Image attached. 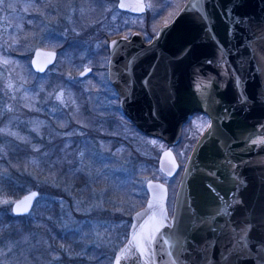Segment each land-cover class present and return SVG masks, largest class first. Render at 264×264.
<instances>
[{
  "label": "water",
  "instance_id": "95a60500",
  "mask_svg": "<svg viewBox=\"0 0 264 264\" xmlns=\"http://www.w3.org/2000/svg\"><path fill=\"white\" fill-rule=\"evenodd\" d=\"M117 8L141 14L145 3L117 0ZM107 46L119 109L139 132L166 143L157 160L165 176L179 168L172 147L189 115L208 118L171 212L167 185L147 179L145 203L131 214L112 264H264V0H185L149 41L133 31ZM56 57L35 47L30 66L43 73ZM38 195H21L12 213H29Z\"/></svg>",
  "mask_w": 264,
  "mask_h": 264
},
{
  "label": "rangeland",
  "instance_id": "374dc122",
  "mask_svg": "<svg viewBox=\"0 0 264 264\" xmlns=\"http://www.w3.org/2000/svg\"><path fill=\"white\" fill-rule=\"evenodd\" d=\"M83 1L85 0H57L55 2L58 6L52 4L51 7L48 6L46 11L43 9L39 13L42 18V24H46L42 30L46 33L50 28L52 31L55 30L61 23H69L74 19L84 21L86 18L89 20L93 18L92 10L94 7L82 4L84 3ZM26 2L28 7L39 8L38 4L35 1L33 2V0H26ZM175 2L176 0H144L145 12L136 14L119 10L117 8V0H106L103 3L105 7L101 12L104 15L103 19L107 18V13L109 12L111 22L112 20L116 22L113 23L115 26H121L122 29L128 27L129 30L134 27V31L139 32L137 27H144L148 30L149 16H151L150 20L152 22L159 21L160 19L156 15L157 10L166 9L170 5L176 4ZM59 5L62 7H59ZM28 7L26 6L24 10L30 12L29 9L31 8ZM59 8L64 10L63 13L58 14V16L54 15V11L59 10ZM118 10L122 13H118ZM47 12L49 13L48 15L52 16H47ZM168 15L169 12H164L161 20H166ZM15 17L18 18V16ZM0 22L5 23L0 25V138H2L4 133H8L11 136L9 139L14 142L24 140L28 134L24 133L22 128L29 131L32 128L35 129L36 125L40 123H43L46 130L44 133L46 139L42 145L34 146L37 150L38 147H41L39 148L40 155L38 153L34 156L30 154L27 155L28 157L27 160L25 159L24 164L18 162L21 165H17L19 167L17 171H19L21 176L19 180L13 177L12 170L4 171L0 163V174L8 175L14 181L13 188L11 187L10 190H5L0 186V209H6L11 212L12 203L21 195L31 189H42L39 201L35 202L31 211L24 215L23 221L30 228L26 230L19 227L22 228V233H19L17 238L7 237V235L2 237L4 244L0 245V260L6 264H111L114 252L118 249L123 238H125L123 230L128 214L127 208L124 207L125 201L121 197L124 193L123 185L120 187L122 178L117 177L118 180H113L111 175L114 172L123 173L126 168L132 170L133 167L144 171L145 166H143L142 160L136 155L124 157L122 153L111 154L108 152L110 157L107 162L104 161L99 164L94 162L93 159L85 160L84 156L86 155H82L81 150L79 151L80 153L77 151L80 164L75 167L80 168L81 172L83 170L85 177L82 183L80 181H78L80 183H77V179L73 177L71 179V176L66 179V176L58 175V173L61 174V168L57 164L60 161L59 158L62 157L63 151L68 150L67 147L71 143L72 136L80 137L83 131L86 129L89 131V128L92 131L97 129V127L99 129L105 128L106 122L111 115L116 119L120 118L115 110L117 108L120 112L116 92L111 90L109 84H107L108 56L105 59L102 58L103 55L99 57L101 62L99 64L101 66L100 72H102L93 74L96 75L95 77L99 81L98 89H95L93 94L81 96L80 92L75 93L74 89H66L67 87L62 86L46 93L42 98L43 100H41L38 96L35 97V91L28 89L29 84L26 80L27 65L25 62L27 55L30 54V58L32 51L38 46L55 50L57 52V61L60 56L65 57L66 54L71 57V53L64 51L62 56V53H59L56 49L45 46V36L41 37L40 34L42 33L38 34L34 31L37 29L32 28L34 31L33 36L29 37V41H27L26 46L21 51V56L12 57L8 53L5 54L4 52L8 48L5 47L7 38L4 35L7 37L9 35L8 26L6 25V23H9L7 19H1ZM63 26L65 27L66 25ZM11 28L13 29V26ZM132 32L129 31L124 36H129ZM156 32L149 37L143 36L144 40L149 41ZM141 34L143 35V33ZM97 39V41L92 42L94 48L101 45L104 38ZM86 67H90L92 70L87 60H83L81 68L77 72L72 73L71 77L75 79L79 76L78 73ZM90 73L82 76L81 83L83 88H81L84 92L89 91L94 85V79L86 77ZM68 74L70 73L66 72L65 77ZM34 78L39 80L38 77L34 76ZM42 79L44 80V77ZM81 99L87 101L90 114L86 113L83 119L78 120L77 110L79 103L82 104L83 100ZM33 103L34 105H32ZM29 109L37 112V116L33 118L36 120L30 121ZM62 110L69 111L70 118L66 114L63 122L52 123L57 119L55 117L56 114L59 111L62 112ZM206 124L205 117L200 114H193L183 126H185L190 136H195L203 130ZM116 126L113 125L112 127L116 128ZM59 136H63V141L57 145L54 142ZM151 138L153 139H150V142L153 145L155 137ZM155 139L158 140V138ZM159 141L155 142L159 146V151H156L157 154L152 149H150L151 152H148L149 150L144 152L143 147H141V151L144 154L152 155L156 163L160 151L167 147L162 140L159 139ZM178 145L179 143L173 146L172 149L174 152H176V148L179 151V155H176V157L180 166H182L180 160L183 156L184 147H178ZM101 157L100 159H102ZM48 158L50 160L47 162ZM43 162L48 163V165L43 166ZM35 166L40 169L39 172L30 171V168ZM180 171L181 169L173 177H167L160 173L153 177L141 176L138 191L146 192L145 182L149 178L159 179L170 188V183L174 184V181L180 175ZM46 186L47 188H58V192L49 193L46 191ZM168 197V204L171 206L173 195L170 189ZM47 198L52 199L54 203L51 204L49 211L40 215L38 211L45 205ZM40 216L47 221H51L53 225L44 229L45 236L38 230L43 228L39 226L42 224L41 222H45ZM44 224L46 225V222ZM70 235H72V240L69 239L70 237L65 238ZM53 237L55 238L52 239ZM63 239H68L70 242ZM89 249L95 250V254L91 257H97L96 263L91 262L92 259L87 254ZM96 249L99 250L98 254Z\"/></svg>",
  "mask_w": 264,
  "mask_h": 264
},
{
  "label": "trees",
  "instance_id": "16d2710c",
  "mask_svg": "<svg viewBox=\"0 0 264 264\" xmlns=\"http://www.w3.org/2000/svg\"><path fill=\"white\" fill-rule=\"evenodd\" d=\"M36 4H38L39 8H32V6L28 7V4L26 0H5L3 5H0V20L1 19H7L8 23L6 25L8 26V32L9 35L6 37V45L5 47L8 48L5 50V54H10L12 57L21 56V51L24 49V47L27 44V41H29V37L31 38L33 36V32H37L38 34L42 36H45L46 42L44 43L45 46L56 49L59 53L62 52H69L71 53V57L69 55L63 56V53L61 54L63 57L60 56L58 61L51 65L45 72L43 73H37L32 70L29 64V55H27L25 62L27 67V77L26 80L28 82V89L31 91H35V97L38 96L41 100L45 96L46 93L52 92L55 89L65 86L66 89H74L75 93L80 92L81 96L84 95H91L95 91V89H98V80L95 77L96 75H93L94 73L98 74L101 73V66L99 65L100 58L102 55V58L105 59L108 56V48H107V42L109 39L115 36L119 35H126L129 31H134V27L129 30L128 27L126 29H122L121 26L117 27L113 23H116L110 19V13H107V18L103 19V14L101 10L105 7L103 5L106 0H85L83 1L86 5H90L91 7H94L92 10V15L94 16L90 20L86 18L83 20H77L74 19L72 22L64 23L60 26H57L55 30L48 29V32H44L42 28L46 25L45 23L42 24V18L40 17V12L44 9V11L47 10L48 6H58V4L55 2L57 0H33ZM104 1V2H103ZM185 0H176V4L170 5L166 9H158L157 10V17L160 19L159 21L156 20V22H152L150 20L151 16L148 18V30H146L144 27H137L139 32L143 33L144 37L151 36L154 32L157 31V29L164 23L169 22L172 17L177 13L179 8L183 5ZM31 4V3H30ZM29 4V5H30ZM49 4V5H48ZM34 5V4H33ZM31 8L29 9L30 12H27L24 10L25 7ZM173 6V7H172ZM59 7H62L59 5ZM172 7V8H171ZM170 8V9H169ZM59 8V10L54 11V15L63 13V9ZM50 11V8H49ZM164 12H169L168 18L166 20H161L162 14ZM94 13V14H93ZM118 13H122L118 10ZM47 16H52L48 15ZM15 16H18L16 18ZM31 19V21H30ZM15 23V24H14ZM3 25L5 23L0 22V25ZM63 25H66L65 27ZM13 26V29L11 28ZM32 28L37 30H32ZM29 35V36H28ZM103 37V42L101 45H99L97 48L93 47L94 41H97V38ZM92 43V44H91ZM59 56V55H58ZM63 60V61H61ZM83 60H87L88 65L92 67L91 73L89 76L86 77H92L94 79V85L90 88L89 91H83V84L81 83L82 77L78 76L72 81L70 79L65 77L66 72L75 73L77 72L83 63ZM102 61V60H101ZM60 62V64H59ZM35 77H38L39 80H36ZM44 77V80L42 79ZM108 84V83H107ZM110 86V85H109ZM82 87V88H81ZM111 90L112 87L110 86ZM86 89V88H85ZM34 98V97H33ZM32 98V99H33ZM40 100V101H41ZM82 104L79 102V108L77 110V119H83L85 117L86 113H89L88 111V103L85 101V99H81ZM32 101V100H30ZM78 101V100H77ZM1 103V101H0ZM35 103V101H34ZM34 103L32 105H34ZM117 111V115L120 118H114L113 115L108 118L106 122V127L99 129H94L92 131L91 128H89V131L87 129L83 131V134L80 137H73L71 138V143L67 147V151H63L62 157L59 158L60 161L57 162L58 165H60L61 168V174L58 173V175H64L69 179L71 176L74 179H77V183H82L83 178L85 175L83 174V170L81 172L80 168H76L79 163L78 160V154L82 152V155L84 156L85 160L93 159L94 162L101 164V162L106 161L110 157V153H122L125 156L130 155H136L138 158H140L143 162V166H145L144 171L136 169L133 167L132 170H129V168H126V171L123 173L114 172L112 173L111 177L113 180H118V178H122V183L120 184V187L123 185L124 187V193L121 195L123 197L125 204L124 207L127 208V216H126V225L123 230V235L126 238L127 236V230L130 224V216L131 214L141 206H143L147 193L145 191H138L140 179L141 176H150L153 177L157 173H162L158 170L157 163L154 157L150 154H144L146 150H149L148 152H151L150 149L154 150L155 154L156 151H159V146L155 142H160L159 139L154 138V144L150 142V139H153L149 136H146L139 132L135 126L121 113L117 108L115 109ZM71 111V110H70ZM115 111V115H116ZM65 114H63V113ZM59 111L55 117V119L52 123H57L59 121L63 122L64 115L67 114V117L70 115L68 114L69 111ZM79 112V113H78ZM90 114V113H89ZM28 115L30 117V121L36 120L33 119L37 116V112H34L32 110H28ZM43 115V114H41ZM98 115V113H96ZM97 117V116H96ZM70 118V117H69ZM54 119V117H53ZM31 124V123H30ZM116 126L112 127V126ZM8 131V130H7ZM22 131L24 133L26 132L28 135L24 140L14 142L10 140L11 137L8 133H4L2 138H0V163L2 165V169L5 170H12V173L14 174L13 177H16L18 180L21 178L19 171L17 169L19 168L17 165H20L19 163L22 162L24 164L25 159L27 160V155L32 154L33 156L37 153L40 155V149L41 147L34 148V146H39V144L42 145L44 140L46 139L45 136V126H43V123L37 124L35 129H31L29 131L22 128ZM44 134V135H43ZM199 134L195 136H190L188 134V131H186L185 126L182 127L181 131V139L179 142L178 147L182 146L184 147L183 156L181 157L180 162L183 163L186 159V156L188 155L192 145L194 144L195 140L197 139ZM43 136V137H42ZM63 141V136H59L54 143H59ZM141 147H143V151H141ZM81 150V151H80ZM79 153H78V152ZM175 154L178 156L179 151L177 148L175 149ZM57 152V151H56ZM110 152V153H108ZM60 154V153H59ZM103 155V156H102ZM102 156V157H101ZM157 156V155H156ZM100 157L102 159H100ZM29 160V159H28ZM50 159L48 158L46 161L48 162ZM19 162V163H18ZM42 162V158H41ZM43 166H47L48 163L43 162ZM21 166V165H20ZM21 170V168H20ZM39 168L37 166L30 168V171L33 172H39ZM75 175V176H74ZM118 177V178H117ZM55 178V177H53ZM179 177L176 178V181L173 183H170V192L172 195L175 192L177 183H178ZM80 181V182H78ZM14 181L11 180V177L8 175H2L0 174V186L5 190H10ZM13 188V187H12ZM35 188V187H34ZM36 189V188H35ZM39 195L35 202L39 201L40 192L42 189H38ZM46 191L49 193L52 192H58V188H47ZM119 195V194H118ZM131 201V202H130ZM54 203L52 199L47 198L45 200V205L39 209V214L49 211L51 209V204ZM125 208V209H126ZM25 218L24 215H15L11 212H9L6 209H0V245L4 244L3 236L7 237H14L17 238L19 233H22L21 230L26 229L28 230L30 227L28 224L23 221ZM41 219L42 216H40ZM39 218V219H40ZM45 220V219H44ZM46 222V225L44 224ZM45 222H41L39 226L43 227L41 229H38L43 233L45 236L44 229L53 226L51 221L45 220ZM30 226H32L30 224ZM37 226V225H36ZM22 227V228H19ZM70 237V238H69ZM53 237L52 239H54ZM65 238H69L72 240V235L66 236ZM123 240L120 243H123ZM64 241L70 242L68 239H63ZM97 250V254L99 253V250ZM95 250L89 249L87 251V254H89L90 258L92 259L91 262L96 263L97 257L92 258L91 256L95 254ZM0 264H6L5 262L2 263L0 260ZM32 264V263H31ZM35 264V263H34ZM88 264V263H87ZM92 264V263H89Z\"/></svg>",
  "mask_w": 264,
  "mask_h": 264
},
{
  "label": "flooded vegetation",
  "instance_id": "af4514ba",
  "mask_svg": "<svg viewBox=\"0 0 264 264\" xmlns=\"http://www.w3.org/2000/svg\"><path fill=\"white\" fill-rule=\"evenodd\" d=\"M71 75H72V73L70 72V74H68L67 75V77L66 78H68V79H70V81H72L73 80V78L71 77ZM193 115V114H192ZM200 115H202L203 117H205L206 118V121H207V124H206V126L203 128V130L207 127V125H208V118L205 116V115H203V114H200ZM203 130L202 131H200V133H199V135L203 132ZM198 135V136H199ZM121 245V244H120ZM119 245V246H120ZM115 253V252H114ZM114 255V254H113ZM103 260V259H102Z\"/></svg>",
  "mask_w": 264,
  "mask_h": 264
},
{
  "label": "snow or ice",
  "instance_id": "6c2138e0",
  "mask_svg": "<svg viewBox=\"0 0 264 264\" xmlns=\"http://www.w3.org/2000/svg\"><path fill=\"white\" fill-rule=\"evenodd\" d=\"M5 2V0H0V5H3ZM5 63H7V61H5ZM153 207V205L150 203L149 204V208ZM17 208L19 209V205H17ZM26 210V209H25ZM159 229L157 228L156 231H158ZM142 247V245H141ZM117 264H119V260H117Z\"/></svg>",
  "mask_w": 264,
  "mask_h": 264
}]
</instances>
